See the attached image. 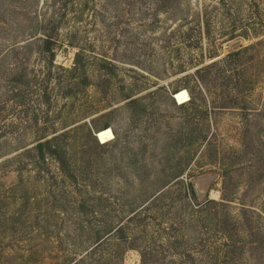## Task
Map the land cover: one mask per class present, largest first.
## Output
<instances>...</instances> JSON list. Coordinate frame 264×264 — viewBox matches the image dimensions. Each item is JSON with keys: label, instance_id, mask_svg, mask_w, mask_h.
<instances>
[{"label": "trees", "instance_id": "16d2710c", "mask_svg": "<svg viewBox=\"0 0 264 264\" xmlns=\"http://www.w3.org/2000/svg\"><path fill=\"white\" fill-rule=\"evenodd\" d=\"M12 1L24 6L26 0ZM164 1L169 9L177 6L176 0ZM93 2L43 0L38 14L20 8L30 16L24 43H0V179L9 173L15 177L12 185L0 187V224L7 226L0 229V264H122L130 250L137 252L138 264H264V229L245 209L230 210L224 179L218 201L207 194L197 200L190 178L201 168L203 145L194 129L178 137L175 143L181 145L159 164L160 177L149 183L154 188L128 197L112 194L103 174L91 171L101 164L92 148L103 149L105 143L88 133L92 148L81 145L77 159L70 151L74 129L55 131L49 125L51 96H68L89 85L84 70L94 58L80 59L75 24L84 10L94 17ZM195 18L176 19L161 36L158 51L173 72L194 79L196 93L185 87L189 99L177 108L196 105L206 114L207 96L235 105L264 80V21L256 18L240 33H230L227 41L248 43L220 57L217 38L196 32ZM0 29H6L3 19ZM63 42V49L76 50L67 68L53 64L54 50ZM31 52L34 65H29ZM213 82L219 90L208 92Z\"/></svg>", "mask_w": 264, "mask_h": 264}, {"label": "rangeland", "instance_id": "374dc122", "mask_svg": "<svg viewBox=\"0 0 264 264\" xmlns=\"http://www.w3.org/2000/svg\"><path fill=\"white\" fill-rule=\"evenodd\" d=\"M42 1L26 0L24 6H18L16 1L0 0V19L6 22V29H0L1 44L24 43L30 16L19 9L38 14ZM176 3L170 10L164 0H94L92 9L97 12L94 17L84 10L81 21L75 24L78 29L75 42L83 48L80 59L94 58L84 70L89 85L78 87L70 96L54 93L49 125L55 131L74 129L70 130V137L74 138L70 151L77 159L81 156V145L92 148L87 135L93 136L96 131L94 139L98 144L105 143V147L92 148L101 164H94L91 171L97 176L103 174L112 194L120 192L128 197L154 188L149 183L160 177L159 164L165 156L173 155L177 138L194 129L198 137L202 136L203 145L201 168L195 169L190 178L197 200L207 194L218 201L224 179L227 186L224 199L229 201L230 210L245 209L264 229V80H258L235 105L219 99L215 102L213 96H207L208 102L203 103L206 114L196 105L178 109L177 104L189 99L185 87L196 93L194 79L184 77L186 73L173 72L170 62L158 51L161 36L167 35L182 15L188 20L197 17L192 21V27L198 26L195 31L217 38L220 57L246 45L248 42L241 40L227 41V37L240 33L256 18L264 21L263 0H176ZM64 45L65 42L54 50L53 64L67 68L76 50L63 49ZM202 47L205 49L204 42ZM29 57V65H34L32 52ZM101 65L105 67L103 71L98 69ZM193 67H187V74L191 75ZM208 87V92L219 90L217 82ZM212 106L220 108L209 112L207 108ZM187 121L184 128L181 123ZM104 125L109 127L101 129ZM14 182V174L9 173L0 179V187L6 189ZM11 211L9 208L6 213ZM5 227L0 224V229ZM138 261L137 252L130 250L124 253L122 264Z\"/></svg>", "mask_w": 264, "mask_h": 264}, {"label": "bare ground", "instance_id": "6f19581e", "mask_svg": "<svg viewBox=\"0 0 264 264\" xmlns=\"http://www.w3.org/2000/svg\"><path fill=\"white\" fill-rule=\"evenodd\" d=\"M173 98H174V96H173ZM95 137H97V132H95Z\"/></svg>", "mask_w": 264, "mask_h": 264}, {"label": "water", "instance_id": "95a60500", "mask_svg": "<svg viewBox=\"0 0 264 264\" xmlns=\"http://www.w3.org/2000/svg\"><path fill=\"white\" fill-rule=\"evenodd\" d=\"M173 98V97H172ZM93 136L95 137V133H93Z\"/></svg>", "mask_w": 264, "mask_h": 264}]
</instances>
